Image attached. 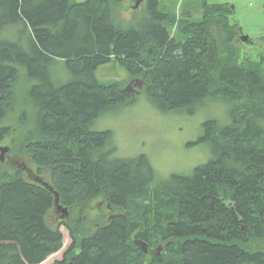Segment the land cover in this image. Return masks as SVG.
<instances>
[{
  "label": "trees",
  "instance_id": "obj_1",
  "mask_svg": "<svg viewBox=\"0 0 264 264\" xmlns=\"http://www.w3.org/2000/svg\"><path fill=\"white\" fill-rule=\"evenodd\" d=\"M124 1L0 0V143L30 169L0 166V264L43 263L62 224L72 242L56 264H264V52L241 59L230 3L194 4L173 31L162 0L132 24L117 17ZM112 61L143 89L102 83ZM142 92L166 112L223 102L229 123H205L214 157L163 180L145 154L114 156L112 131L93 123Z\"/></svg>",
  "mask_w": 264,
  "mask_h": 264
},
{
  "label": "rangeland",
  "instance_id": "obj_2",
  "mask_svg": "<svg viewBox=\"0 0 264 264\" xmlns=\"http://www.w3.org/2000/svg\"><path fill=\"white\" fill-rule=\"evenodd\" d=\"M146 1L137 5L136 0H125L117 17L129 24L143 19ZM202 2L204 0H162L161 5L168 9L175 20L172 27L174 31L177 29L178 21L188 19L185 14L188 16L197 14V11L192 14L183 12L193 9L194 4L199 7ZM209 2L230 3L231 7H234L232 8L233 22L242 27L244 33L261 43L252 51H249L252 45H244L242 49L239 44L241 59L245 60L247 57L260 59V55L264 52V0H209ZM200 16L199 13L196 18ZM52 73L61 82L69 80L72 75L62 61L52 66ZM96 76L102 83L121 82L122 86L128 87L133 94L140 89L139 87L130 88L131 81L138 78L129 80V72L119 62L112 61L100 66ZM208 120H217L219 125L229 123L228 107L221 101H211L207 106L194 107L193 112L187 110L166 112L154 106L142 92L133 103L105 112L96 118L92 128L97 131H112L114 147H116L114 156L126 158L145 154L156 168L159 177L166 180L174 173L189 174L195 167L207 163L214 157L213 148L207 139L205 123ZM12 139L16 140L15 136L8 137V141ZM12 154L22 161L19 152L15 151ZM6 167L10 170L21 168L20 163L16 162L9 163ZM99 202L102 203V197L94 199L92 201L94 206L88 209L89 215L96 217V220L99 219L97 214L105 215L104 205L102 211H98L99 208L96 205ZM57 212L59 215L57 220L68 218V216L61 217L64 213L58 207ZM60 229L64 234L63 247L41 264H56L64 259L72 240L64 224L60 226Z\"/></svg>",
  "mask_w": 264,
  "mask_h": 264
},
{
  "label": "flooded vegetation",
  "instance_id": "obj_3",
  "mask_svg": "<svg viewBox=\"0 0 264 264\" xmlns=\"http://www.w3.org/2000/svg\"><path fill=\"white\" fill-rule=\"evenodd\" d=\"M239 37H240V34H239ZM238 42H240L241 45H255V46L258 45V42L254 41V40L250 41L249 43H246V42H244V41L242 40V38H238ZM144 85H145V80H144L143 78H138V79H136V80L132 83V86H131L130 88H132V87H139L140 89H143ZM140 89H139V90H140ZM11 141H12V143L14 144V141H13V140H11ZM6 145H9V146H10V144H9V143H6V142H5V143H3V142L0 143V154H1V147H2V146H6ZM13 157H14V158H13ZM6 161H8L9 163H15V162H16V163H20L21 168L24 169L25 172H29V171H30V169H29L28 166L25 164V162H24V161H19V160L17 159V157H15V155L12 154L11 150H9V151L6 152L4 160H1V159H0V166H1L2 163L6 162ZM18 170H21V169H18ZM35 179H38V178L36 177ZM58 211H59V213H61L60 210H58ZM62 215H63V214H61V217L63 218Z\"/></svg>",
  "mask_w": 264,
  "mask_h": 264
},
{
  "label": "water",
  "instance_id": "obj_4",
  "mask_svg": "<svg viewBox=\"0 0 264 264\" xmlns=\"http://www.w3.org/2000/svg\"><path fill=\"white\" fill-rule=\"evenodd\" d=\"M144 0H136V4L139 5L141 2H143ZM242 40L245 41V42H250L252 41V38H251V35H248V34H242ZM132 85V83L130 84V86ZM9 150V147L8 146H2L1 147V154H0V159L1 160H4L5 158V154L6 152ZM56 202H57V207L58 209H61L64 213V216H68V208L63 206L62 204L59 203V196L57 194V198H56ZM137 243L141 246V248L147 252L148 251V243L147 242H144L142 240H138ZM158 249H159V252H161L163 250V246L162 245H159L158 246Z\"/></svg>",
  "mask_w": 264,
  "mask_h": 264
}]
</instances>
